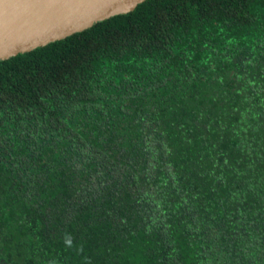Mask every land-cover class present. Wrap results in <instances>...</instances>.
<instances>
[{
	"label": "trees",
	"instance_id": "trees-1",
	"mask_svg": "<svg viewBox=\"0 0 264 264\" xmlns=\"http://www.w3.org/2000/svg\"><path fill=\"white\" fill-rule=\"evenodd\" d=\"M0 264H264V0L0 60Z\"/></svg>",
	"mask_w": 264,
	"mask_h": 264
},
{
	"label": "water",
	"instance_id": "water-1",
	"mask_svg": "<svg viewBox=\"0 0 264 264\" xmlns=\"http://www.w3.org/2000/svg\"><path fill=\"white\" fill-rule=\"evenodd\" d=\"M144 0H0V60L132 11Z\"/></svg>",
	"mask_w": 264,
	"mask_h": 264
},
{
	"label": "clouds",
	"instance_id": "clouds-1",
	"mask_svg": "<svg viewBox=\"0 0 264 264\" xmlns=\"http://www.w3.org/2000/svg\"><path fill=\"white\" fill-rule=\"evenodd\" d=\"M64 241H65V244L68 245V246H71L72 245V237L70 234H65L64 236ZM82 251V249H81Z\"/></svg>",
	"mask_w": 264,
	"mask_h": 264
}]
</instances>
